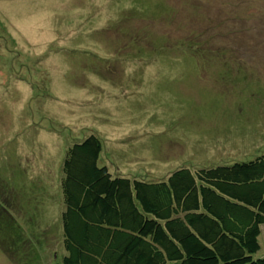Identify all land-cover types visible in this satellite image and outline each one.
Instances as JSON below:
<instances>
[{
    "label": "rangeland",
    "instance_id": "374dc122",
    "mask_svg": "<svg viewBox=\"0 0 264 264\" xmlns=\"http://www.w3.org/2000/svg\"><path fill=\"white\" fill-rule=\"evenodd\" d=\"M91 133L147 181L263 155L264 0H0V264H62V165Z\"/></svg>",
    "mask_w": 264,
    "mask_h": 264
},
{
    "label": "trees",
    "instance_id": "16d2710c",
    "mask_svg": "<svg viewBox=\"0 0 264 264\" xmlns=\"http://www.w3.org/2000/svg\"><path fill=\"white\" fill-rule=\"evenodd\" d=\"M102 152L95 133L66 151L62 264H264V154L147 181L113 173ZM6 204L0 247L14 258L2 243L15 226Z\"/></svg>",
    "mask_w": 264,
    "mask_h": 264
}]
</instances>
